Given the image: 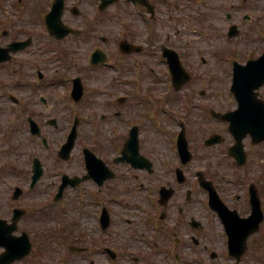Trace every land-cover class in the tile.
<instances>
[{"label":"flooded vegetation","instance_id":"af4514ba","mask_svg":"<svg viewBox=\"0 0 264 264\" xmlns=\"http://www.w3.org/2000/svg\"><path fill=\"white\" fill-rule=\"evenodd\" d=\"M83 2L66 0L63 18L81 33H70L62 39L64 56H53L50 50L59 39L47 29L45 16L49 8H37L36 22L29 33L31 46L12 60L0 63V87L5 92L13 91L9 96L14 103L13 138L0 140V155L5 158L0 164V218L12 222L15 211L21 210L15 233L26 232L34 247L52 231L54 213H64L62 206L54 207L55 190L59 189L65 175L86 173L83 149L87 141L81 143V138L85 135L83 104L90 96L96 141L88 145L100 159L98 165L102 170H96V182L89 179L74 188L87 184L96 186L97 216L104 207L111 215L107 230L115 225L114 209L125 215L122 219L128 224L115 232L108 246L104 245L100 252L107 255L105 248L110 247L118 251L120 259H129L131 264H156L153 254H157L163 264H173L185 258L183 255L192 248L194 260L212 264L207 261L208 254L226 244L227 235L224 227L218 230L219 224H214L213 213L207 208L209 192L200 185L198 171L202 170L217 190L227 192L225 183H228L230 194L234 193L238 180L230 172V165L236 166L233 165L235 159L229 155L234 138L229 123L212 116V104L223 108L224 100L213 95L212 89L199 91L207 96L201 103L207 111L202 124L180 110L185 103L196 102L197 90L191 84L176 90L170 82L171 75L165 74L162 50L165 27L150 31L149 37L143 31L145 25L152 22L158 26L161 22L154 20L155 15H152L153 20H148L147 8L134 0H117L106 9L111 19L108 31L111 36L103 35L102 39L108 44L109 60L106 64L93 65V84H85L82 99L76 100L72 95L74 79L78 76L83 81L87 79L79 61L84 36H96L100 25L99 21L82 19L80 8L74 6ZM247 2L248 8H264L259 0ZM157 3L159 8H191L192 0H157ZM229 5V0H207L205 43L207 47L210 45L207 48L210 55L218 53L220 47L216 48L217 44L212 42L223 33L222 28L215 32L213 22L222 19L219 10ZM233 8L240 6L235 4ZM230 16L227 15V22L235 18L234 12H230ZM6 22L0 21V24ZM259 25L257 22L240 27V54L245 60L258 57L264 50V38L255 28ZM183 33L179 29L172 37L167 31L166 36L181 39ZM123 39L132 43L131 52L120 49ZM193 44L196 43L190 39L167 42L187 61L195 55ZM101 67L108 74L98 69ZM98 79L101 83H96ZM257 92V97L264 100V85ZM252 98L255 97L251 93L245 96L249 104L254 103ZM218 110L228 111L226 108ZM77 116L80 117L77 144L82 151L79 162L74 164V152L69 159H64L60 150L68 140L69 124ZM31 119L38 124L35 132L31 130ZM181 131L186 134L192 154L188 151L182 154L178 149ZM213 134L219 135L218 141L207 145L206 139ZM132 136L134 139L126 148ZM244 147L248 161L250 156L264 154V142L254 144L249 134L244 138ZM245 168L239 170L243 178L246 174L255 175L254 166ZM111 233L112 230L109 235ZM97 243L100 248V240ZM4 249L0 247V252ZM25 258L15 263H25Z\"/></svg>","mask_w":264,"mask_h":264},{"label":"rangeland","instance_id":"374dc122","mask_svg":"<svg viewBox=\"0 0 264 264\" xmlns=\"http://www.w3.org/2000/svg\"><path fill=\"white\" fill-rule=\"evenodd\" d=\"M9 1L11 0H0V19H6L4 17L3 10L5 8H14L13 10L18 12L19 16V24L15 26H10L9 24H5L2 26L4 30L8 31V35H4L3 32H0V44H5L6 42L10 41L11 38L21 37L24 33L29 32V29L33 28V20L34 15L33 11L36 8H44L46 7V1L44 0H14V6H9ZM165 8L162 9L160 16L162 19L167 20L168 14L165 13ZM184 11L185 8H177L176 15L174 20H177L179 17L180 19L177 20L175 26L172 31L176 30L178 26H184L187 20L184 18ZM187 11H190L196 18L199 17V23L205 25L206 18L205 14L207 9L205 8L204 0H196V5L194 8H187ZM258 13H260L259 9H255ZM225 12V10H224ZM175 14V13H174ZM223 17V15H222ZM221 18V17H220ZM173 20V21H174ZM100 21H103V25H100L99 30L100 32H104L108 34L109 25H108V18L101 17ZM192 22L195 23L194 19L192 18ZM170 30V29H166ZM187 39L194 40L196 44L194 45L193 49H198L203 54L207 61L203 62L200 55L198 56L195 64V79L193 81V85L196 89L207 88L208 90L212 88L213 92H218V95L223 94V99L225 104H227L228 96H227V89L226 87L230 83L231 74L226 70L228 65L223 62L222 60L214 59L210 54H207V44L204 41H199L198 36L190 35L186 36ZM93 41V40H92ZM214 43V42H212ZM93 42L87 43L84 41V54L85 58H87V53L90 52V49L93 46ZM96 44H102L101 40H96ZM52 54H56L57 50L54 49V46L51 48ZM85 68V67H84ZM86 75H89L86 84L92 85V71L88 69H84ZM96 83H101V80H96ZM225 93H224V91ZM13 92V91H10ZM4 91L0 88V140L4 139L7 140L12 137L13 132V108L14 104L5 97ZM198 96V93L196 94ZM205 100H202L204 102ZM85 111L84 114L87 117H90V112L92 109V99L86 97L84 101ZM233 104L228 103V106L231 107ZM217 108V107H216ZM223 108H225L223 104ZM82 129L84 130V137L81 138V142L87 141L89 144L93 143L96 138H94L93 127L92 124L87 122H83ZM207 129L206 127L204 130ZM1 149V147H0ZM80 144H78L77 148L74 150L73 155V163H77L80 160ZM5 158L3 155H0V163L3 162ZM251 165L254 164L255 158L252 159ZM261 162V161H260ZM261 167L256 166V170L258 172H264V164L260 165ZM263 180V177H261ZM263 184V191L262 196L264 199V183ZM262 186V185H261ZM262 188V187H261ZM79 191V196H76V191L70 189L68 192L67 198V207L68 212L64 214L63 218H59L64 224V227L69 225L70 231H63L62 235L58 238L52 239L51 249L42 257V259L37 260L33 255L27 261L26 264H90L92 259L95 260L96 264H109L103 252H100V248L96 245V240L98 239V226H97V217H96V186L92 184L84 185ZM241 193V192H239ZM223 198L230 204V206L238 207L242 202L236 200V198L232 195H229L227 198V194L222 192ZM1 202V201H0ZM73 202V203H72ZM240 203V204H239ZM264 204V200H263ZM241 209L244 212H247V206L241 205ZM249 210V206H248ZM122 217L125 218V215H122L118 209H116V213L114 215L115 225L112 227V233L110 235H104L102 237V244L109 243L111 240V236L114 235L115 232H119L121 229H125L128 225ZM58 221V220H57ZM57 221L53 220L52 227L54 228L57 224ZM70 244H78L84 245L89 248V251L86 253H73L69 250ZM119 245V244H118ZM41 246V245H38ZM226 247L220 246L217 248L218 253L221 252V256L216 259V262H220L222 264V259L225 258L223 251L225 252ZM39 250V249H37ZM192 248H189V251L183 255L185 258L179 262V264H197L193 260L195 258V253L192 252ZM151 253V251H148ZM154 255V260L156 264H163L162 258H160L157 254ZM63 259L61 260V258ZM209 257V256H208ZM39 259V258H38ZM235 262V260H232ZM239 264H264V225L258 235H255L250 240V246L244 257L242 258Z\"/></svg>","mask_w":264,"mask_h":264},{"label":"water","instance_id":"95a60500","mask_svg":"<svg viewBox=\"0 0 264 264\" xmlns=\"http://www.w3.org/2000/svg\"><path fill=\"white\" fill-rule=\"evenodd\" d=\"M54 8H55V10H58V8H63V0H58L55 4ZM12 47L14 50L18 49L17 46H12ZM6 50H8V49H4V48L0 47V60L5 59V56H3V55L6 52ZM97 54L98 53H96V55ZM170 61L172 62V69L174 70L175 74L180 73L182 70V66H181V63H180L178 56L176 55L175 52H174V55L170 57ZM181 74H179V75H181ZM232 213H234V212H232ZM262 218L263 217H262V212L260 210V205H259V203L256 202L254 205L253 216L250 217L249 220H246V219L241 220L239 223H243V224H241L240 228L238 227L239 230L236 231L235 235L232 236V238H233V242H232L233 253L240 256L244 252L245 245H246L245 241H246L247 236L249 235V233L252 230L254 231V230L258 229L259 223L262 220ZM229 219H231L230 215H229ZM14 244L15 243H12L11 247ZM28 249H29V245H28ZM75 249H76V247H75ZM12 253H13V249L11 248L10 254H12ZM13 259L14 258L12 257L10 260H7V261H12Z\"/></svg>","mask_w":264,"mask_h":264}]
</instances>
